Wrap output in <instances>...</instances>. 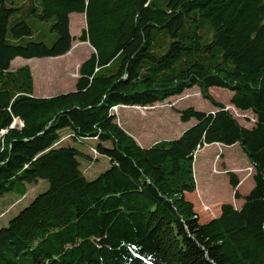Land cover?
<instances>
[{
	"label": "trees",
	"instance_id": "16d2710c",
	"mask_svg": "<svg viewBox=\"0 0 264 264\" xmlns=\"http://www.w3.org/2000/svg\"><path fill=\"white\" fill-rule=\"evenodd\" d=\"M72 12L94 50L73 89L38 96L30 65L11 62L69 52ZM214 85L252 111L251 126ZM193 86L215 109H181L191 124L151 145L113 110ZM68 136L97 142L90 153ZM212 143H239L254 184L240 192L229 170L242 202L203 222L187 194ZM100 154L111 164L90 178L83 160ZM40 178L47 189L0 226V264H264V0H0V197L22 200Z\"/></svg>",
	"mask_w": 264,
	"mask_h": 264
},
{
	"label": "rangeland",
	"instance_id": "374dc122",
	"mask_svg": "<svg viewBox=\"0 0 264 264\" xmlns=\"http://www.w3.org/2000/svg\"><path fill=\"white\" fill-rule=\"evenodd\" d=\"M72 15L71 31L76 35V39L66 55L53 56L48 59L36 57L24 59L35 75L36 94H53L74 88L81 63L94 50L89 41H82L79 38L82 29L86 27L85 14L77 12ZM16 63L18 62H13L14 65ZM210 90L216 99L230 108L240 122L247 126L254 123L255 116L251 110L244 111L237 109L234 105L231 106L232 90L217 85L211 86ZM190 105L202 110L215 109L212 102L202 96L199 87L193 86L180 94L157 101L154 105H119L113 110L118 122L135 135L139 142L150 144L163 138L177 136L187 128L193 120L182 121L180 110ZM96 142L93 138L79 142L71 136L65 140V143L76 144L90 153H92L91 146ZM83 162L84 169L90 178L111 164L110 159L103 154H100L97 159H84ZM229 170H234L239 176L240 181L237 188L240 192L247 193L254 184L253 167L239 143L231 146L209 144L196 152L195 174L198 187L195 191L189 192L187 197L194 202L195 210L201 221H208L219 215L224 202L240 204L239 198L235 197V188L230 181ZM48 186L49 181L40 178L29 188L28 194L22 200L15 192H9L0 197V226L7 224L11 217Z\"/></svg>",
	"mask_w": 264,
	"mask_h": 264
},
{
	"label": "crops",
	"instance_id": "0c3cea01",
	"mask_svg": "<svg viewBox=\"0 0 264 264\" xmlns=\"http://www.w3.org/2000/svg\"><path fill=\"white\" fill-rule=\"evenodd\" d=\"M75 13H77V12H72L71 14H70V19H72V14H75ZM68 53V52H67ZM66 53V54H67ZM66 54H63V55H66ZM63 55H59V56H54V57H60V56H63ZM49 57H53V56H43V57H36V58H44V59H48ZM24 59H25V57H22V56H17V57H15L13 60H12V62H11V66L13 67V68H17V67H19V66H21V65H24V64H26L25 63V61H24ZM14 61H17L18 63H16L15 65L13 64V62ZM33 71V70H32ZM33 75H34V73H33ZM34 85H36V83H35V75H34ZM73 89V88H72ZM68 90H71V89H68ZM64 91H67V90H64ZM60 92H62V91H60ZM58 93V92H57ZM36 94V93H35ZM53 94H56V93H53ZM53 94H49V93H38V94H36V95H38V96H48V95H53ZM212 108H209V109H207V110H211ZM182 133V131L178 134V135H180ZM177 135V136H178ZM135 136V135H134ZM174 137H176V136H174ZM142 145H145V146H147V145H151L152 143H150V144H145V143H142V142H140ZM154 143V142H153ZM212 144H218V145H222V144H220V143H212ZM237 143H235V144H233V145H236ZM209 145V144H208ZM228 146H231V145H228ZM198 187V186H197ZM239 200H240V204H241V202H242V199L241 198H239ZM239 204V205H240ZM220 212H221V209H220ZM220 214V213H219Z\"/></svg>",
	"mask_w": 264,
	"mask_h": 264
},
{
	"label": "built area",
	"instance_id": "2783aa9c",
	"mask_svg": "<svg viewBox=\"0 0 264 264\" xmlns=\"http://www.w3.org/2000/svg\"><path fill=\"white\" fill-rule=\"evenodd\" d=\"M17 123H18V120H17ZM14 124H16V123H14ZM19 125H22L23 123H18ZM5 130H2V132H4ZM65 139V137H63L62 138V140H64ZM94 150V152H96L97 153V151H96V149H93Z\"/></svg>",
	"mask_w": 264,
	"mask_h": 264
}]
</instances>
